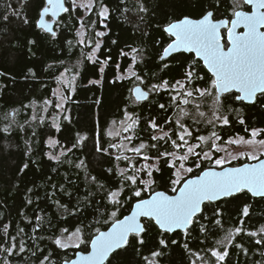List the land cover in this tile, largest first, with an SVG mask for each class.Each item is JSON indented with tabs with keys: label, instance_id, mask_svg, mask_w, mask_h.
I'll return each mask as SVG.
<instances>
[{
	"label": "trees",
	"instance_id": "trees-1",
	"mask_svg": "<svg viewBox=\"0 0 264 264\" xmlns=\"http://www.w3.org/2000/svg\"><path fill=\"white\" fill-rule=\"evenodd\" d=\"M105 2L115 7L114 0ZM143 3L149 10L147 14H138L134 11L138 7L137 0H126L124 6L130 11L123 14L112 11L107 21V29L99 23L95 26L96 31L107 33L102 38L101 48L96 51L95 56L100 61L111 56L104 65V72L100 73L101 65L87 59L93 45L78 43L79 38L75 35L78 24L75 19L69 20L68 15L63 14L61 16L63 23L59 26L56 24L57 36L52 38L49 33L36 26L42 0H0V73L6 74L0 75V235H3L4 224L9 225V232L12 235H15L19 228H24L28 246L25 253L8 257L11 264H38L37 258L28 250H35L34 243H38L46 255L49 251L54 252V259L58 262L65 256L73 258L77 249H56L48 237L58 235L60 228L71 229L94 220L101 223L94 224L93 227L105 230L110 226V222L107 226L103 224L107 219L106 209L103 207L106 203L103 192L98 191L96 184L89 181V176L97 177L100 183L108 187L119 186L120 177L117 173L120 167H127V162L117 161L115 156L119 151L110 147L111 144L120 142V136L112 138L108 135L112 122L123 120L125 111L138 117L134 130L136 139L131 143L133 147L141 139L146 144L152 143L150 137L156 133L148 126L150 119H156L162 126L168 117L175 120L179 109L171 104L169 90L160 89L159 92L150 93L146 101L132 103L135 98L130 89L139 82L135 78L116 79L120 73H126L132 63L131 56H121L120 51L122 49L125 52L130 51L128 46L143 49V59L138 57L135 70L143 78L144 84L140 85L146 90V85L150 87L151 84H158L163 80L174 83L175 80L182 79L183 66L191 63L194 54L178 53L161 61L159 55L170 41L167 34L162 33V28L158 26L184 15L198 18L201 8H207L209 3H215V0H143ZM231 5L232 0H223L218 6V18L230 15ZM5 15L9 16L7 21L3 19ZM83 15H85L83 9L73 14L74 17ZM138 15L144 16L142 22ZM24 17L29 23H24ZM91 18L96 19L94 15ZM145 32L147 35H144ZM87 38L95 39L91 30ZM113 40L117 43L113 44ZM68 41L72 42L71 45ZM165 63L168 67H164ZM116 65H120L119 70ZM29 69L32 71L29 72ZM65 69H69L66 74L70 78L76 75L75 91L65 89V94L70 99L65 103L64 111L58 113V109L54 107L55 99L52 93L59 86L56 77L65 73ZM199 71L205 79L211 75L202 61L199 64ZM90 80L100 82L90 84ZM193 83L196 87L207 86L205 80ZM45 99L53 101V105H50L47 111L44 110ZM211 103V98H207L206 106L202 110L208 111ZM159 104L168 107L161 110ZM186 107L191 109L192 105ZM229 107L239 109V116L236 111L228 112ZM34 114L37 117H44V123H40L39 120L33 121L31 117ZM225 114L229 115L231 123L219 125L215 129L222 138L220 144H225L231 137L248 138L250 133L246 134L245 128H264V107L260 104L229 103L225 108ZM64 115L69 119H63ZM240 118L245 121L243 125L239 123ZM183 122L188 126L192 125L191 119L185 118ZM7 124L11 125V130L5 133L2 129ZM56 125L59 126V130ZM171 127L173 125L165 126V130ZM195 127L200 128L204 135L213 130L211 127L205 130L203 124ZM131 134L133 135V132ZM79 136H85L86 139L78 142ZM49 138L59 141L55 148L49 146ZM258 138L264 139V136ZM97 142L107 151H97ZM73 144H76V147H72ZM29 148L31 151H28ZM68 148L72 149L71 152H66L60 162L49 158V153L59 155ZM164 150L161 148V151ZM148 154L156 155L154 150ZM132 157L136 167L143 163L142 157L136 155ZM81 160L84 161V166L77 168L76 165ZM243 162L244 160H239L232 164L239 165ZM25 163H28V168L21 172L20 169ZM159 166L161 171L153 173L156 180L153 188L172 194L171 186L167 183L169 169L165 161L161 160ZM207 166L208 164H204L203 167ZM108 169H113V172H108ZM28 189L32 191L29 192ZM89 192L94 195L89 197L91 203L86 204L83 197L88 196ZM130 194L126 188L122 197L127 199ZM142 195L146 196V193ZM29 199L32 201L31 204L27 202ZM56 201L66 205L67 211L60 208ZM98 201L101 203L99 212ZM134 202V199L127 200L125 209H121L118 216L122 218V215L129 214L128 205ZM78 203L80 211L73 214ZM236 203L232 201L224 209L225 229L233 227L236 213L231 209ZM249 203L252 204V208L248 227L255 230L264 225V200L250 198ZM110 210L111 206L107 208V211ZM36 215H42L43 219L41 228L35 233L38 239L34 242L31 236L32 228L36 224ZM224 234L221 229L214 228L205 239L199 232H192L188 239L189 247L192 251H201L211 247L215 240L222 239ZM166 235L169 239L168 246H159V230L153 226L145 235V245H138L132 240L133 247L126 251L118 250L106 264H146L144 257H150V253L157 249L163 253L156 258L158 264H191L194 257L190 251L184 249L182 233L177 231ZM39 237L44 239L41 240ZM172 239L177 240V244H171ZM236 243L243 244L244 248L248 249L247 254L230 247L231 256L227 258L226 264H264L262 255L264 245H256L255 239L250 240L243 234L237 238ZM201 255H204L202 251ZM0 264H4V254H0ZM197 264L200 262L197 261Z\"/></svg>",
	"mask_w": 264,
	"mask_h": 264
},
{
	"label": "snow or ice",
	"instance_id": "snow-or-ice-1",
	"mask_svg": "<svg viewBox=\"0 0 264 264\" xmlns=\"http://www.w3.org/2000/svg\"><path fill=\"white\" fill-rule=\"evenodd\" d=\"M115 7L105 0H42V6L39 10V19L36 26L44 32L49 33L52 38H56L57 31L53 30L54 23H63L61 14H67L68 19H75V35L79 38V44L93 45L92 51L87 54V59L99 63L101 66L99 72H104V65L108 63L111 56L100 61L95 53L101 48L102 38L106 36V31H96L97 23L108 28L107 21L112 11H119L122 14L130 11L124 6L126 0H114ZM223 0H215V3H209L207 8H201L198 18L190 15H184L182 18L169 20L166 24L158 26L162 28V33L167 34L170 42L163 47L159 59L164 61L172 53H194L191 63L184 65V71L181 74L182 79L171 82L163 80L160 83L146 85L147 91L142 90L140 84H144L143 78L134 70L138 57L143 59V49L131 47L130 51H120L121 56H131L132 63L127 69L128 75H118L117 80L135 78L139 82L130 89V93L135 97L132 103H138L147 100L150 93L159 92L160 89L169 90L171 93L170 102L179 109L175 120L168 117L164 120L162 126L156 119H150L148 126L154 133L150 137L152 143L146 144L142 139L133 147L129 148L134 139V130L138 123V117L128 111L124 112V119L119 121L122 131L125 133L133 132V135H125L120 143H113L111 148L117 149L119 154L115 156L117 161H126L127 167L120 168L118 176V187H108L100 183L95 176H89V181L95 183L97 190L103 192V199L106 202L103 207L106 209L107 219L103 224L107 226L106 230L100 227H93L94 224H100L101 221L94 220L87 224L81 223L73 228H60L59 234L48 237L55 245L56 249H77L75 258L65 256L61 261L54 259V252L39 247L34 243L35 250L31 255L36 257L38 264H106L110 256L117 250H127L133 247L132 240L138 245H145V235L155 226L159 230L160 238L158 245L167 247L169 239L166 234L176 233L177 230L182 233L184 238V249L191 252L194 259L191 264H226L227 258H230V247H235L241 252L247 254L248 249L243 244L236 243L237 238L242 234L250 240L255 239L256 245H264V225L252 230L248 227V220L251 219L250 209L252 204L250 198H260L264 200V152L257 155L254 152L240 151L233 154L227 149L218 146L217 141L222 138L215 129L219 125H229L231 123L229 115L225 114V108L229 103L237 102L264 107V0H232L230 15L226 18H218L219 5ZM138 7L134 9L138 14H147L148 8L143 0H137ZM79 9H83L85 15L73 16ZM51 16L46 20V16ZM96 19H92V16ZM60 18L58 21L57 18ZM139 20H144L143 15H138ZM5 21L9 19L8 15L3 17ZM127 19V17H125ZM24 23L29 20L24 17ZM75 26V25H74ZM242 29V30H238ZM92 31L95 39H88V32ZM223 30V31H222ZM147 35V32L144 33ZM32 43V42H30ZM71 45V41H68ZM113 44L117 41L113 40ZM158 43V41H157ZM202 61L203 66L211 73L205 79L200 75L199 64ZM79 63V62H78ZM119 70L120 65H116ZM164 67H168L167 63ZM32 70L29 69V72ZM69 69H65L67 73ZM65 73L56 77V82L63 85L64 88L75 91L76 75L70 79L66 78ZM0 75H6L0 73ZM205 80L206 87H196L194 81ZM99 80H90V84H98ZM53 96H58L59 102L54 104L57 109H62L70 97L60 89L53 91ZM227 94V95H226ZM207 98H211V106L208 111L202 110L206 106ZM199 101V102H196ZM44 110L47 111L48 105H53V101L45 99L43 101ZM192 105L191 109L186 106ZM161 110H166L168 105L159 104ZM228 112L236 111L239 116V109L228 108ZM15 115V110L13 112ZM185 118L191 119L192 125L188 126L183 121ZM33 121L39 120L44 123V117H37L35 114L31 117ZM54 117V123H55ZM63 119H69L64 115ZM116 123L115 121L113 122ZM240 124H244L243 118L239 119ZM205 125L213 129L208 135L202 134L197 125ZM173 125L169 130L165 126ZM57 130L59 126L56 125ZM11 130V125L7 124L2 129L7 133ZM245 133L250 136L239 137L238 139L229 138V144L252 145L258 143L264 146V139L257 141L255 138L264 136V128H245ZM117 135L120 133L109 132L108 135ZM35 135V132L33 133ZM79 135V134H78ZM175 137V138H174ZM85 136H79V140H85ZM127 142V143H125ZM163 142V143H161ZM58 140L49 138L48 144L55 148ZM72 147H76L73 144ZM161 148L165 149L161 151ZM170 149V150H169ZM71 148L61 151L59 155L49 153V158L60 162L66 152H71ZM125 150L142 157L144 163L137 168L133 163L134 157L125 155ZM155 151L156 155L151 156L148 153ZM28 151H31L29 148ZM97 151L106 152L97 142ZM225 152L224 156H218L216 153ZM246 157L248 161H257L256 163L244 162L233 165V160H239ZM165 161L169 176L167 183L171 186V193L166 191H157L153 188L156 180L153 178L154 172H160V161ZM152 161L151 163H149ZM138 162V161H137ZM205 162L209 167L204 168ZM84 161L81 160L76 165L77 168L83 167ZM28 168L25 163L20 169L21 172ZM219 168L220 170H216ZM197 170H199L197 172ZM56 171V169H53ZM113 172V169H108ZM146 174L148 179H143L141 174ZM196 173V174H193ZM187 174V175H186ZM61 188L63 186L61 185ZM131 193L125 199L122 193L125 189ZM29 192L32 189H28ZM142 193H146L142 195ZM92 192L83 197L86 204H90L89 197ZM135 200L128 205L130 212L127 215L118 216L121 209H125L127 200ZM236 201V206L231 209L236 213L233 220V227L224 228V209L232 202ZM28 204L32 201L29 199ZM56 204L67 211L66 205H61L59 201ZM111 206V210L107 208ZM101 203L97 202V211ZM79 203L73 210L79 212ZM247 218V219H246ZM42 215H36V224L32 228L31 240L38 238L35 233L41 228ZM219 228L224 231L222 239L215 240L211 247H206L201 251H192L189 247L188 239L192 232H199L208 238L210 231ZM3 235H0V254H4V264H11L8 257L19 256L25 253L28 248L25 239L24 228H19L15 235L9 232V225L2 226ZM39 239H44L39 237ZM171 244H177V240L172 239ZM83 246V247H81ZM163 255L157 249L150 253V257H144L146 264H158L156 258ZM264 255V253H262Z\"/></svg>",
	"mask_w": 264,
	"mask_h": 264
},
{
	"label": "rangeland",
	"instance_id": "rangeland-1",
	"mask_svg": "<svg viewBox=\"0 0 264 264\" xmlns=\"http://www.w3.org/2000/svg\"><path fill=\"white\" fill-rule=\"evenodd\" d=\"M135 70V69H134ZM136 71V70H135ZM119 75H125V76H127L128 75V73H127V71H126V73H120ZM65 76H66V78H68V79H70V77L65 73ZM134 78V77H133ZM56 89H60L61 90V92H64L65 93V89L66 88H64V86L63 85H60L59 84V86L56 88ZM54 97V99H55V103H57V102H59V99H58V96H53ZM49 106L50 105H48L47 106V110H48V108H49ZM64 107H65V103H64ZM64 107H63V110L62 109H58V113H62L63 111H64ZM113 132V133H116V132H119L120 133V142H121V138L123 137V136H125V135H132L131 134V132H128V133H125V132H123L122 131V128H121V125H120V123L119 122H116L115 124L112 122L111 123V125H110V127H109V130H108V133L109 132ZM156 134H158V133H156ZM109 136H111L112 138H115L117 135H115V134H113V135H109ZM239 137H241V136H237V137H234V138H232V139H238ZM247 139V138H246ZM257 141H259L260 139L258 138V137H256L255 138ZM119 142V143H120ZM125 143H127V142H125ZM218 146L219 147H221V148H223V149H227V151H230V152H232L233 154H238L240 151H245V152H254V153H256L257 155H259L261 152H264V146H261V145H259L258 143H254V144H252V145H245V144H229V143H225V144H223V145H219L218 144ZM128 147L129 148H131L132 147V145L131 144H128ZM221 153V156H224L225 155V152L224 151H221L220 152ZM124 154L125 155H128V156H130V157H132V156H135L134 155V153H132V152H130V151H127V150H125V152H124ZM244 159H246V157H243V158H241L240 160H244ZM233 161H236V160H233ZM232 161V162H233ZM152 161H150L149 163H151ZM133 163H135L134 161H133ZM143 163H144V161H143ZM142 163V164H143ZM141 164V165H142ZM140 165V166H141ZM140 166H138L137 168H139ZM120 168H125V167H120ZM119 168V169H120ZM187 175V174H186ZM141 176H142V178L143 179H148V177H147V175L146 174H141Z\"/></svg>",
	"mask_w": 264,
	"mask_h": 264
},
{
	"label": "water",
	"instance_id": "water-1",
	"mask_svg": "<svg viewBox=\"0 0 264 264\" xmlns=\"http://www.w3.org/2000/svg\"><path fill=\"white\" fill-rule=\"evenodd\" d=\"M62 15H63V14H61V16H62ZM45 19H46V20H50V19H51L50 14H49V16H46ZM59 19H60V18L58 17L57 20H59ZM55 26H56V23H54V24L52 25L54 31H55ZM238 30H242V29H238ZM222 31H223V30H222ZM184 53L189 54L188 52H184ZM174 54H178V53H175V52H174V53H172L171 56H173ZM193 54H194V53H193ZM171 56H170V57H171ZM170 57H166L165 59H168V58H170ZM210 74H211V73H210ZM140 87H141L142 90L147 91L142 85H140ZM149 96H150V95H149ZM134 98H135V97H134ZM142 101H146V100H142ZM142 101H140V102H142ZM261 158L264 159V157H261ZM248 162L256 163L257 161H248ZM237 166H238V165H237ZM216 170H220V169L217 168ZM158 191H163V190H158ZM168 194H169V193H168ZM105 230H106V229H105ZM177 231H179V230H177ZM117 251H118V250H117ZM113 254H114V253H113ZM113 254H112V255H113ZM112 255H111V256H112ZM111 256H110V257H111ZM73 258H75V256H74ZM109 259H110V258H109ZM107 262H108V261H107ZM107 262H106V263H107Z\"/></svg>",
	"mask_w": 264,
	"mask_h": 264
},
{
	"label": "flooded vegetation",
	"instance_id": "flooded-vegetation-1",
	"mask_svg": "<svg viewBox=\"0 0 264 264\" xmlns=\"http://www.w3.org/2000/svg\"><path fill=\"white\" fill-rule=\"evenodd\" d=\"M241 137H244V136H241ZM231 138H234V137H231ZM246 138V137H245ZM217 144H219L220 145V143H219V141H217ZM221 145H223V144H221ZM216 155H218V156H221V153L219 152V153H216ZM261 157H264V156H261ZM240 160V159H239ZM239 160H236V161H233L232 163H235V162H238ZM244 162H248V160H247V158L246 159H244ZM243 162V163H244ZM205 164H208V166L207 167H209L210 165H209V163L208 162H205ZM204 166V165H203ZM206 167V168H207ZM194 174V173H193Z\"/></svg>",
	"mask_w": 264,
	"mask_h": 264
}]
</instances>
